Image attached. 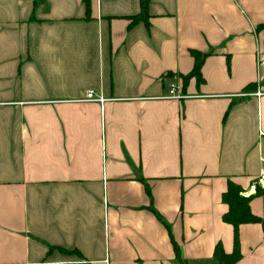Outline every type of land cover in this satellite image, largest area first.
Masks as SVG:
<instances>
[{
  "label": "crops",
  "instance_id": "1",
  "mask_svg": "<svg viewBox=\"0 0 264 264\" xmlns=\"http://www.w3.org/2000/svg\"><path fill=\"white\" fill-rule=\"evenodd\" d=\"M142 1L0 0V264H264V0Z\"/></svg>",
  "mask_w": 264,
  "mask_h": 264
},
{
  "label": "trees",
  "instance_id": "2",
  "mask_svg": "<svg viewBox=\"0 0 264 264\" xmlns=\"http://www.w3.org/2000/svg\"><path fill=\"white\" fill-rule=\"evenodd\" d=\"M146 0L142 1L145 4ZM194 57V68L191 72L185 75L180 74V78L185 85L190 78H195L197 83H201L203 80L200 74L201 63L203 58L206 56L200 52H192ZM261 188L257 185L255 189V194H258ZM242 189L233 182H229L226 191L222 194V201L227 205V212L223 215V221L227 224L233 226V240L234 245L232 251L228 254L225 253L220 244H217L213 255L214 259L218 264H235L241 258L239 251V240H238V228L244 223H258L260 218L255 216L250 208L249 201L253 195L241 196ZM175 256H178L177 246L174 244ZM178 264H186V262L181 257H176Z\"/></svg>",
  "mask_w": 264,
  "mask_h": 264
},
{
  "label": "built area",
  "instance_id": "3",
  "mask_svg": "<svg viewBox=\"0 0 264 264\" xmlns=\"http://www.w3.org/2000/svg\"><path fill=\"white\" fill-rule=\"evenodd\" d=\"M263 94L264 93L257 87L256 90L254 91V93H252V94L251 93L241 94V96H246V95H253L254 96V95H256L257 97H260ZM167 97L181 100L182 98L187 97V95H184L183 93H181L179 91V87L176 84H171L169 91L167 93ZM86 100L99 101L100 103H103L105 101V99L102 98L101 96L96 97L94 92H92V91H90L86 94ZM258 181L262 185V187H264V178H261Z\"/></svg>",
  "mask_w": 264,
  "mask_h": 264
}]
</instances>
